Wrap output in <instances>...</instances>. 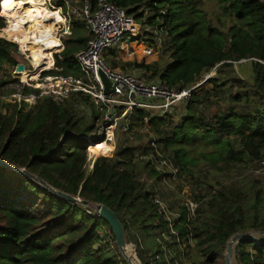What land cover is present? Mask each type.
<instances>
[{
  "label": "trees",
  "instance_id": "trees-1",
  "mask_svg": "<svg viewBox=\"0 0 264 264\" xmlns=\"http://www.w3.org/2000/svg\"><path fill=\"white\" fill-rule=\"evenodd\" d=\"M107 1L134 8L131 14L142 6L156 9L154 3L158 9L168 11L164 21L170 29L172 60L163 67L159 63L138 65L151 74L150 79L157 77L170 87L185 89L217 65L221 74V69L232 68L235 62L252 61L253 84L237 76L223 82L215 78L210 81L215 92H225L228 84L247 88L240 90L236 100L246 103L249 113L222 114L215 117V124L205 125L193 113L194 95L188 116L180 126L164 133L163 148L180 170L187 174L193 166L205 162L223 173L243 169L253 161L263 162L264 1L214 0L224 18L217 17L215 23L204 11L206 1L212 0ZM93 2L95 9L96 0ZM143 16L142 13L136 18ZM157 16L150 18L151 25L156 24ZM3 27L0 19V28ZM88 33L82 23L74 24L65 50L56 56L54 74L81 76L75 55L91 42ZM6 64L19 65L18 49L16 44L0 38V70ZM111 65L116 66V62ZM15 82L19 83L0 78V95L7 94L3 90L6 84ZM23 92L38 93L28 87ZM76 97L85 96L74 94L64 104L47 97L29 109L26 102L18 109V105L0 99V159L26 169L59 192L108 207L123 224L128 242H134L138 250L145 239L155 240L157 231L166 228L151 201L153 191L147 189V182L152 183L149 186L153 190L160 189L162 176L148 162L135 161L136 148L119 149L113 158L100 157L89 170L84 137H94L100 113L85 97L86 104L93 107L94 118L83 124L74 106ZM136 116L137 121H143L150 114L136 111ZM151 124L156 130L168 127L164 119L151 118ZM203 126L205 135L226 137L227 150L188 158L187 149L195 143L196 133ZM232 137L241 139L238 147ZM220 163L222 166H218ZM217 186L215 193L216 186H210L208 194L197 197L200 205L191 223L196 245L192 264H225L227 245L233 236L264 231V193L256 183L242 179ZM106 233L111 234L117 248L111 227L96 212L71 205L39 182L0 165V264H128L121 254L114 260L107 257L111 245L106 241ZM154 243V253H161V247ZM236 253L240 264H264V243L244 240L236 246Z\"/></svg>",
  "mask_w": 264,
  "mask_h": 264
},
{
  "label": "built area",
  "instance_id": "built-area-1",
  "mask_svg": "<svg viewBox=\"0 0 264 264\" xmlns=\"http://www.w3.org/2000/svg\"><path fill=\"white\" fill-rule=\"evenodd\" d=\"M4 1L0 0L1 20H5L1 14ZM50 1L45 0L46 5ZM78 1L82 3L81 7L71 6L68 0H60L57 6L51 5V10L59 11L64 19V22L59 25L60 35L59 33L57 35L60 48L53 55L57 56L65 50L66 45L62 40L73 34L74 26H71L73 18H81L79 21L90 32L92 40L88 47L75 55L81 76L49 75L52 69L41 65L35 68V71L40 74L48 72L45 80L49 83V87L42 89L37 86L36 88L33 85L24 84L27 82L21 78L23 85L38 91V93L23 96V101L30 102L31 106H34L41 98L50 97L57 104H64L66 100L71 99L72 95L83 94L98 108L102 118L104 116L107 130L113 135L118 128L122 133L128 134L134 128L133 119H135L134 123L141 129L140 133L147 136L146 146L142 145L138 148L135 161L148 162L150 167L162 176L159 187L166 188L169 193L168 196H162V192L156 187L150 196L152 203L166 223L165 230L157 231L155 236V241L161 247L162 252L151 254L150 264H171L172 262L192 264L191 253L196 245L191 232V223L196 219L200 205L197 197L202 193L208 194L209 188L201 186L198 189L195 187L196 190H194L190 186L187 174L176 165L173 156L164 150L161 143L164 133L162 137H158L151 124V118L166 120L168 127L165 129H171L168 117L179 104L187 105L191 101L196 95L197 88L200 87L199 81L185 89L170 87L157 77L150 79L151 74L146 69L138 67L134 72L120 71L106 60V55L110 52H124L131 59L165 55L168 57V62L172 60L170 29L165 26L164 21L168 11L158 9L157 3H154L156 9L142 6L131 14L134 8L119 7L107 0H96L95 9L94 0ZM142 13L144 14L142 18H136ZM156 14H159L155 19L156 24L151 25L150 18ZM3 28H0V31ZM0 38L16 44L17 48L23 51L18 42L8 40L1 34ZM116 60H119V56ZM161 62L162 59L156 63L161 64ZM141 63L156 64H149L146 61ZM219 66L202 74L199 80L204 77L203 84H205L214 79V76L218 75ZM102 75L111 84V93L108 96L105 95ZM136 111L149 113L150 116L145 117L143 121H137ZM260 165V170L264 173V161ZM241 179L243 177H236L235 180L224 181L223 184ZM151 184L147 182V186ZM136 248L137 246L134 245L135 253Z\"/></svg>",
  "mask_w": 264,
  "mask_h": 264
},
{
  "label": "rangeland",
  "instance_id": "rangeland-1",
  "mask_svg": "<svg viewBox=\"0 0 264 264\" xmlns=\"http://www.w3.org/2000/svg\"><path fill=\"white\" fill-rule=\"evenodd\" d=\"M69 4L72 6H76V7H81V2L78 0H68ZM78 1V2H76ZM264 1V0H263ZM58 2H60V0H51L50 2H48V5H46L47 9H52L51 5L53 6H57ZM60 5V4H59ZM24 10H27V7H24ZM54 11V10H53ZM204 11L207 14L208 19L215 23V21L218 18H223L222 12L220 11L219 6L217 5V3L212 0V1H206L205 5H204ZM4 12V11H3ZM6 12V11H5ZM5 13H2V17L5 20H1L3 22L4 27L6 28L8 23H7V19L6 17H4ZM81 18H73V22H71V26H74L75 23H82ZM30 25V24H29ZM29 25H24L26 28L29 27ZM0 31V34L4 31V29ZM59 28V27H58ZM73 32V31H72ZM60 35V29H58L56 36ZM89 36L90 32L88 33ZM72 36V35H71ZM71 36H67L65 38H63V44L66 43V41L71 38ZM4 37V36H3ZM8 39V38H7ZM10 40V39H8ZM66 45V44H65ZM136 46V45H135ZM18 49V48H17ZM136 50H138L137 48H135ZM140 50V49H139ZM110 53H108L107 55H109ZM106 55V56H107ZM169 55V53H168ZM58 56V55H57ZM139 56V55H138ZM109 60V62L111 64H113V62H116L118 64L117 69L120 71H129V72H134L136 67H134V64H137L138 62V58L135 57L134 59L129 58L127 55H120V61H115V59L110 58V56H108V58H106V60ZM152 59H154V61H151ZM160 59H162L161 62V66L163 67L162 64H166L167 63V56H156V57H152V58H147V62L150 64L152 63H156L157 61H159ZM18 60H19V65L20 64H24L27 68L26 71L28 72H36L35 68L32 66L30 59H29V55L27 52L25 51H20L18 49ZM53 60H54V67L52 68V70L48 73H39V80L38 81H32V82H27L24 84H30L33 85L37 88V86H39V88L45 89L47 87H49V83H47V81L45 80V75H47V73L49 75H55L58 76L57 74H54V72H56L57 67H56V55H53ZM130 64V66H128ZM135 68V69H134ZM17 66H10L8 64L4 65L3 68L0 70V78L1 79H5V80H11V82H14L15 80H18L19 83H8L6 84V86L4 87L3 90L8 91L7 94L1 96L0 95V99L4 100L6 104L9 105H18V109L22 108V102H26L28 104V109L31 107V103L27 102V101H23V96L24 95V88L27 87V85H23V83H21V78L22 75L20 74L21 72H17ZM41 70V69H40ZM221 74L218 73L217 76H214L215 79H218L219 81L225 80V78H232V77H238L240 79H242L243 81L247 82L248 84H253L252 82V61L251 60H245V61H240V62H235L233 63V67L232 68H224L221 69ZM211 75V74H209ZM213 77V75H211ZM204 77L201 78L199 81L200 87L197 88V92L196 95L194 96L195 98H193V113L195 114V116L201 120L202 124L205 125H213L216 122L215 117L216 116H221L222 114H229V113H249L248 108L246 107L247 104H241L240 102H238L236 100V97L238 96V94L240 93V90H248L247 88H240V85L236 84V85H232V84H228L226 86L225 92H215L216 90L214 89L215 87L213 86V84L209 81L206 82L205 84H203ZM25 82V81H24ZM29 86V85H28ZM41 86V87H40ZM29 88V87H28ZM47 98V97H44ZM85 97H76L75 99L78 100L75 102L74 106L75 109L77 110V117L81 120V122L83 124L85 123H90L93 121L94 118V112H93V107L91 105H87L85 100ZM43 98H41L40 100H42ZM25 100V99H24ZM38 100V101H40ZM72 100V98H71ZM69 100V101H71ZM190 103V102H189ZM189 103L187 105H182L179 104L173 111L172 115H170L169 118V128H176L177 126H180V123L182 122V118H184V115L188 116V106ZM97 111L98 108L95 106L94 107ZM12 110V109H11ZM7 110L4 109L3 110V114H6ZM99 112V111H98ZM100 113V112H99ZM104 118V116H103ZM101 116V113L98 116V119L96 120V132L93 134L94 137H84L86 138L87 141V150H88V161H89V170H92L93 165L95 163V161L97 159H99L100 157H105V158H113L115 156V153L117 150L119 149H138L140 148L142 145L146 146V142L147 141V136H145L144 134H141V129L136 126V124L134 123L135 119H133V129L130 130V132H128V134H124L120 131V129L118 128L117 130H115L114 135H113V151L110 155L107 156H100L99 158H93L91 156L90 153V148L92 146H98L103 144L104 142L107 141L106 138V134L109 132L107 130V125L105 124L106 121H104V119ZM155 129V127H154ZM170 129H165V128H159L158 130L155 129V133L158 135V137H162L163 133H169ZM196 141L195 143H193L191 145V147H188L187 149V155L188 158H196L199 157L201 153H221V152H225L227 150V145H226V137H223L222 139L217 137V136H213V135H205V128L204 126L200 129V131L198 133H196ZM233 140H235V147H238L240 145L241 139L237 138V137H232ZM106 140V141H105ZM261 162L259 161H253L251 162L247 167L245 168H241V169H234V170H230V171H225L223 173H218L217 171L214 170L213 166L211 164L208 163H201L200 165H198L197 167L193 166L191 168L190 172H187V177L188 180L190 179V186L192 188H194V190L204 187V188H209L210 186H217L220 184H223L224 181H230V180H235L236 177H243L244 180H247L249 183H256L257 187L259 189H261L264 193V173L260 170L261 169ZM218 166H222V164L220 163ZM246 178V179H245ZM232 180V181H233ZM242 180V179H241ZM196 187V189H195ZM160 188V187H159ZM148 190L154 191L153 186H147ZM161 189V188H160ZM162 192V196H168V191L166 188L163 187V189H161ZM172 205H174L173 200H171ZM83 209L85 210H89L92 213H95V204H91L89 207H84ZM252 234H254L255 237H257V239L259 241H264V236L262 234H260L259 232H250ZM106 237V241L111 245V247L107 250V257L110 259H117L120 256V251L119 249L117 250V248H115L113 246V237L111 236L110 233H106L105 235ZM154 237L151 238L150 240L145 239V243L141 244V248L137 250L136 248V257L138 258V260L141 262V264H150V255L154 254L155 252V247L156 244L154 243ZM132 244H134L136 246V244L134 242H130ZM132 249V250H131ZM248 249L250 251L253 252L252 248L250 246H248ZM126 250L128 252H133V248L131 246H126ZM139 253V256H138ZM122 255V254H121ZM196 259V248H194L192 250L191 253V262H193V260ZM225 262V260H224ZM232 264H240L237 253H236V247H235V252L232 258Z\"/></svg>",
  "mask_w": 264,
  "mask_h": 264
},
{
  "label": "bare ground",
  "instance_id": "bare-ground-1",
  "mask_svg": "<svg viewBox=\"0 0 264 264\" xmlns=\"http://www.w3.org/2000/svg\"><path fill=\"white\" fill-rule=\"evenodd\" d=\"M24 7H27V10H24ZM2 13H5L3 15L6 17L8 25L1 36L18 42L22 50L28 53L34 68L37 69L43 65L52 69L53 54L60 48V41L56 33L59 25L64 22L59 11L47 9L45 0H5L2 4ZM24 25H29V27L26 28ZM20 74L25 82L39 80L38 72L24 71ZM112 142L113 134L109 131L106 142L90 148L91 156L99 158L110 155L114 149ZM231 245L236 246V242H232ZM123 247L128 253L126 245Z\"/></svg>",
  "mask_w": 264,
  "mask_h": 264
},
{
  "label": "water",
  "instance_id": "water-1",
  "mask_svg": "<svg viewBox=\"0 0 264 264\" xmlns=\"http://www.w3.org/2000/svg\"><path fill=\"white\" fill-rule=\"evenodd\" d=\"M16 70H17V72L22 73V72L26 71L27 68L24 64H20L17 66ZM102 81H103V84L105 86V95L108 96L111 93V88H110L111 84L104 75H102ZM112 113H113V108H112ZM0 165L11 168L14 171H17V172L33 179V180L39 182L46 189L53 192L56 196H59L60 198L64 199L65 201L69 202L71 205H73V204H78L81 206L91 205V203L84 201V200H81L80 198H76V197L70 196L66 193L59 192V191L55 190L54 188L49 186L47 183H45L43 180H41V179L35 177L34 175L30 174L29 172H27L26 169L17 168L13 165L7 164L6 162H4L1 159H0ZM95 212L97 213V215L99 217L103 218L111 227L114 238L116 240V245H117L120 253L124 257V259L127 261V263L128 264H141V262L136 257V253L134 251L126 253V251L124 250V247H123L124 245L131 246L132 248H134V245L132 243L128 242L126 234H125L124 226L121 223V221L119 220L118 216L111 209H109L108 207H106L102 204H95ZM259 233L264 236V231L259 232ZM244 240H251L255 244L264 243V241H262V242L259 241L257 239V237H255L254 234H252V233L236 234L235 236H233L230 239V241L227 245V250H226V254H225V264H232V258H233L234 252H235V247L240 242H242ZM232 242H236V246L233 247L231 245Z\"/></svg>",
  "mask_w": 264,
  "mask_h": 264
},
{
  "label": "crops",
  "instance_id": "crops-1",
  "mask_svg": "<svg viewBox=\"0 0 264 264\" xmlns=\"http://www.w3.org/2000/svg\"><path fill=\"white\" fill-rule=\"evenodd\" d=\"M111 54H109V55H107L106 56V58H108V56H110V58H112V59H115V61H117L116 60V58L119 56V60L118 61H120V55H125V53L124 52H110ZM139 60H138V62H137V64H134L133 66L134 67H136V68H138V65H140V64H142L141 62L142 61H146L147 62V58H143V57H140V58H138ZM107 61L109 62V60L107 59ZM151 61H154V59H152ZM110 63V62H109ZM148 63V62H147ZM111 64V63H110ZM151 64V63H150ZM114 67H117L118 66V64L116 63V66L115 65H113ZM128 66H130V64L128 65ZM135 69V68H134Z\"/></svg>",
  "mask_w": 264,
  "mask_h": 264
}]
</instances>
